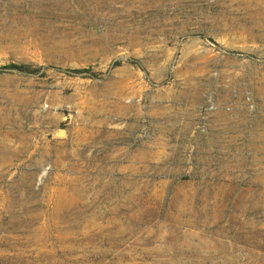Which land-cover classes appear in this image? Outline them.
Wrapping results in <instances>:
<instances>
[{"label": "rangeland", "instance_id": "rangeland-1", "mask_svg": "<svg viewBox=\"0 0 264 264\" xmlns=\"http://www.w3.org/2000/svg\"><path fill=\"white\" fill-rule=\"evenodd\" d=\"M0 264H264V0H0Z\"/></svg>", "mask_w": 264, "mask_h": 264}, {"label": "trees", "instance_id": "trees-1", "mask_svg": "<svg viewBox=\"0 0 264 264\" xmlns=\"http://www.w3.org/2000/svg\"><path fill=\"white\" fill-rule=\"evenodd\" d=\"M11 68L19 70V71L27 72V70L29 69V66L12 65Z\"/></svg>", "mask_w": 264, "mask_h": 264}]
</instances>
